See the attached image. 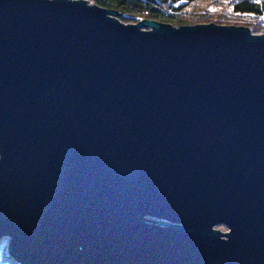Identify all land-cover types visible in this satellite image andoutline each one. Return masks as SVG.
<instances>
[{
	"label": "water",
	"instance_id": "1",
	"mask_svg": "<svg viewBox=\"0 0 264 264\" xmlns=\"http://www.w3.org/2000/svg\"><path fill=\"white\" fill-rule=\"evenodd\" d=\"M116 16L0 0V240L19 264H264V34Z\"/></svg>",
	"mask_w": 264,
	"mask_h": 264
},
{
	"label": "trees",
	"instance_id": "2",
	"mask_svg": "<svg viewBox=\"0 0 264 264\" xmlns=\"http://www.w3.org/2000/svg\"><path fill=\"white\" fill-rule=\"evenodd\" d=\"M90 3L117 12L121 16L116 17L126 24L146 20L177 28L188 25L216 24L244 27L253 34H264V0H90ZM200 4H206V8L194 14L187 12L190 8H198ZM210 4L220 7L223 13L211 12L212 7H207ZM237 17L241 18L240 22H247L245 24L247 26H240L237 25L238 22L232 21L233 19L238 20ZM246 19L256 22L253 23ZM0 264L19 263L11 257L6 246L0 245Z\"/></svg>",
	"mask_w": 264,
	"mask_h": 264
},
{
	"label": "rangeland",
	"instance_id": "3",
	"mask_svg": "<svg viewBox=\"0 0 264 264\" xmlns=\"http://www.w3.org/2000/svg\"><path fill=\"white\" fill-rule=\"evenodd\" d=\"M72 1H79V0H72ZM80 1H84V2H86L87 4H90V5H93L92 3H90V0H80ZM215 5H208L207 7H212L211 9H210V11L211 12H214V13H217V14H222L223 13V10L222 9H220V7H214ZM206 8V4H204V5H201L200 4V6H198V8H190L187 12L188 13H192V14H194V13H196L198 10H200V9H205ZM228 14H230V13H228ZM238 18V20H232V21H236V22H238L237 23V25H240V26H247V25H245L247 22H245V21H242V22H240L241 21V18L240 17H237ZM243 19H245V17H242ZM247 20V19H246ZM247 21H250V22H253V23H255L256 21H254V20H247ZM123 23V22H122ZM124 24H126V23H124ZM127 24H129V23H127ZM130 24H137V23H130ZM188 26H193V25H188ZM251 26V25H250ZM250 31V30H249ZM215 229H219V230H221L222 232H229L225 227H216ZM8 244H9V240L8 239H1L0 240V245L1 246H6V248H7V250H8Z\"/></svg>",
	"mask_w": 264,
	"mask_h": 264
}]
</instances>
